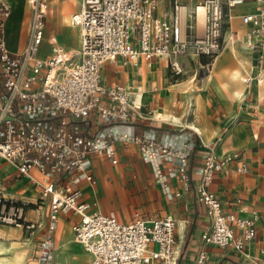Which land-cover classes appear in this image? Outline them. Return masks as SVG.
I'll list each match as a JSON object with an SVG mask.
<instances>
[{"label": "built area", "instance_id": "2783aa9c", "mask_svg": "<svg viewBox=\"0 0 264 264\" xmlns=\"http://www.w3.org/2000/svg\"><path fill=\"white\" fill-rule=\"evenodd\" d=\"M28 1L27 44L14 52L5 38L12 6L8 0H0V158L30 176L41 187V202L48 204V235L41 242L40 259L51 258V236L60 215L73 212L80 216L74 225L75 237L93 255L91 264H177V219L173 214L153 218L137 214L122 222L91 209L76 184L79 174L94 179L90 155L104 154L117 163L115 143L119 141L137 143L149 159L170 155L186 163L191 153L187 140L175 148L151 135L115 127L114 122L143 117L142 104L132 98L126 85L102 83L101 70L119 56L126 60L143 56L148 61L161 56L175 80L188 71L195 76L208 75L225 46L237 37V31L231 29L232 8L248 1L258 2V8L241 15L242 24L250 25L244 41L248 48L261 50V64L264 0H81L79 9L70 15V24L79 29V48L66 47L55 33L47 35L49 0ZM46 52L49 54L44 56ZM78 120L102 125L97 131L82 130ZM238 155L218 157L212 150L208 152L196 192L212 220L211 229L203 234L204 241L247 255L257 233L256 216L225 212L209 187L226 162ZM33 169L43 180L32 174ZM158 176L166 185L161 169ZM181 178L185 183L190 181L186 171ZM28 204L0 189V224L36 228L39 223L25 218ZM204 257L202 254L200 261Z\"/></svg>", "mask_w": 264, "mask_h": 264}, {"label": "crops", "instance_id": "0c3cea01", "mask_svg": "<svg viewBox=\"0 0 264 264\" xmlns=\"http://www.w3.org/2000/svg\"><path fill=\"white\" fill-rule=\"evenodd\" d=\"M8 1L12 12L6 20V44L14 52L22 51L27 44L31 11L29 14L26 0H19L16 7L11 0ZM49 1L47 35L55 33L66 47L79 48L80 33L75 26L79 33L78 47L72 44L74 35H71L73 40L68 35L61 40L65 35L61 9L64 1H69L74 6L72 14L79 9L81 0ZM245 3L250 6L237 10L238 5L231 10V29L237 31V37L227 44L214 62L213 69L219 60L214 75L217 87L209 80L213 69L210 74L203 75L207 82L201 88L187 87L185 82L172 78L167 60L158 57L148 61L143 56L137 60L119 56L105 63L101 70L102 83L107 86L124 84L135 92L137 98L141 97L140 114L143 117L132 116L127 122H114L115 127L151 135L175 148L187 140L191 153L186 163L170 155L149 159L137 143L119 141L115 143L118 162L113 163L104 154L90 155L94 179L88 180L79 174L76 184L82 189L91 209L113 215L122 222L133 220L137 214L145 218L173 214L177 219V264H260L264 260V61L259 64L261 50L248 48L244 41L250 25L242 24L241 15L258 8V2ZM237 18L240 19L239 26L236 25ZM44 46L49 48L47 42ZM234 46L236 49L232 50ZM189 67L192 68L191 65ZM235 70H240L242 82L231 76ZM192 74L194 81L198 74ZM247 77L251 79L246 81ZM189 88L199 94L198 98L192 96L199 103L196 109L187 106L185 90ZM239 89L243 90L240 96L237 94ZM178 95L182 97L181 111L178 110L180 99H175ZM169 102L173 111L186 122L175 123L154 116L155 110ZM77 125L82 130L97 131L102 124L98 121L86 124L78 120ZM211 150L218 157L239 153L226 162L225 168L213 177L209 187L220 199L225 212L240 217L256 216L257 233L248 246L247 255L232 247L204 241L203 234L211 229L212 220L206 205L197 196L196 186L205 156ZM0 160L6 162L0 163V189L8 196L28 201L25 218L39 223L34 229L0 224V258L11 257L10 261L0 262L11 263L14 251H19L23 253L22 264H91L93 255L75 237L74 225L80 216L73 212L60 215L51 236V258L40 259L43 251L41 242L48 235V204L42 202L43 205L38 207L41 187L30 176L19 173L11 162ZM243 166L246 170L240 169ZM158 169L163 171L166 185L158 176ZM184 171L190 175L189 183L181 178ZM32 174L43 180L37 169H33ZM34 196L38 197L37 200H33ZM202 254L205 257L200 261Z\"/></svg>", "mask_w": 264, "mask_h": 264}, {"label": "bare ground", "instance_id": "6f19581e", "mask_svg": "<svg viewBox=\"0 0 264 264\" xmlns=\"http://www.w3.org/2000/svg\"><path fill=\"white\" fill-rule=\"evenodd\" d=\"M11 1L14 4L15 7L17 6V4L19 5V0H11ZM247 5H248V3H244L243 5H240V6L237 7V10L239 8L245 7ZM73 9H74V6L69 1H64L63 6H62V9H61V17H62V23L65 25V27H69L68 28V34H71V35H74L75 36L74 33L77 30H76V28L73 25H70V14H71V11ZM72 44H73V46L76 45V37H75V40H74V42ZM226 47H227V45L225 46V48ZM225 48L223 49V51L225 50ZM231 49L232 50H235L236 47L234 46ZM158 58H162V57L159 56ZM218 65H219V60H217L214 69L212 70L211 74L209 75V80L211 79V83L214 86H216V87L218 86V84L215 82L214 75H215V72L218 69ZM231 76L233 78L238 79V80H240L242 82V74H241L240 70H235V71L231 72ZM189 90H191V88L185 90V92H187L186 94H188V102H189L188 103V106L189 107H192L193 109H196V107L199 106V103L192 98V96H194L193 95L194 94L193 91L191 90L189 92ZM242 91H243L242 89H239L237 91V94L240 96L242 94ZM131 96H132V98H134L136 100V102H138V103L141 102V97L140 98L139 97L137 98V95L132 90H131ZM195 102H196V104H194ZM194 105H196V106H194ZM176 106L177 105H175V107ZM154 116L156 118H160L162 120H169V121L175 122V123H182V122H186L187 121L186 119H183L181 116H179L177 113H175V111H173V106H172V103H170V102L165 107H163L161 109H158V110H155L154 111ZM12 258L13 259H12L11 263H9V264H22V261H23V253H20L19 251L18 252L17 251H14V253L12 255ZM10 259H11L10 256L0 258V260H2V261L3 260H9L10 261ZM0 264H5V263H1L0 262Z\"/></svg>", "mask_w": 264, "mask_h": 264}, {"label": "rangeland", "instance_id": "374dc122", "mask_svg": "<svg viewBox=\"0 0 264 264\" xmlns=\"http://www.w3.org/2000/svg\"><path fill=\"white\" fill-rule=\"evenodd\" d=\"M26 2L29 5L28 8H29V14H30L31 6H30L28 0H26ZM248 6H250V5H247L244 8H246ZM244 8H242V9H244ZM239 23H240V19L237 18L236 19V25L239 26ZM68 28L69 27H64V33H65V35L62 36V39L61 40H65L67 38V35H68V38L71 36V34H68ZM77 32H78V30L75 31V33H74L75 34V37H76V45H75V47H78V38H79L78 34L79 33H77ZM73 39H74V36H71L70 37V40H73ZM192 77H193L192 71H188V74L186 76H184L183 78H180L179 81L180 82H185L186 84H188L187 87H192V88H197V89L201 88V86L203 84H205V82H207V80L203 77L202 73L201 74L198 73V75H197V77L195 78L194 81H192ZM190 91L191 90H189V92ZM193 95L196 96V98L199 97V94L198 93H194ZM176 97H177L176 100L178 101V99H180L179 101L181 102L182 97H180L179 95L176 96ZM183 104H184V102H183ZM176 105H178V104L176 103ZM187 106H188V104H187ZM182 109H183V105H182V102H181V103H179L178 110L181 111ZM0 163L3 165L6 162L0 160ZM37 198L38 197L34 196V199L33 200H37ZM37 202H38V204H37L38 207H40L41 205H43L40 199H38Z\"/></svg>", "mask_w": 264, "mask_h": 264}]
</instances>
